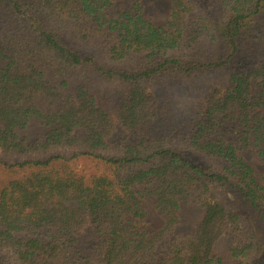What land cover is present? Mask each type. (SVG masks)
<instances>
[{
    "label": "trees",
    "instance_id": "obj_1",
    "mask_svg": "<svg viewBox=\"0 0 264 264\" xmlns=\"http://www.w3.org/2000/svg\"><path fill=\"white\" fill-rule=\"evenodd\" d=\"M127 1L0 0V168L21 172L0 190V264H264L258 236L229 199L254 208L264 227V177L237 155L250 148L264 160L256 112L264 58L237 59L252 34H264V0H171L164 27L145 19L141 0ZM211 72L224 74V89L209 88L185 142L220 172L165 146L152 128L160 117L152 90ZM92 77L127 87L115 107L135 143L111 142L115 126ZM116 144L118 155L104 154ZM79 158L97 171L74 172L68 164ZM209 184L221 189L218 202H201ZM147 198L164 222L150 234L132 225L146 218ZM183 204L204 213L181 233ZM227 226L244 239L226 249Z\"/></svg>",
    "mask_w": 264,
    "mask_h": 264
},
{
    "label": "rangeland",
    "instance_id": "obj_2",
    "mask_svg": "<svg viewBox=\"0 0 264 264\" xmlns=\"http://www.w3.org/2000/svg\"><path fill=\"white\" fill-rule=\"evenodd\" d=\"M115 4H122L125 7L129 6L127 0H112ZM143 4V15L146 20L151 22L155 26L164 27L169 20L171 0H141ZM259 30V28H258ZM264 58V34L260 30V34H252L250 45L241 47L238 60L242 62L244 66H251L258 63ZM87 76V74H86ZM91 82V93L96 99L102 104L107 114L112 118L115 126L114 136L111 142H116L124 137H127V143H135L138 140L136 133L132 130H125L121 127L118 119V112L116 111V102L121 99L127 93V87L116 78L108 80H100L97 77H92ZM69 82H73L68 78ZM226 77L221 72H211L204 76H196L190 80H185L181 84L167 87L164 89L159 88L156 91H151L154 97V107L160 117L155 120L154 126L160 135L164 137L165 146L170 147L174 150L183 152L185 158L189 159L194 164L201 166L204 170L210 171H221L220 162L214 161L213 159L207 158L203 154H197L187 149L185 142L188 134V122L192 120L199 111V107L202 105L205 97L207 96L210 87H217L221 91L224 89ZM97 103L99 104V102ZM165 108L168 116L162 117L160 109ZM256 112L264 119V110L256 109ZM165 114V113H164ZM123 144H116L111 148H116L104 151L105 155H118ZM237 155L248 164L253 174L263 184L262 178L264 177V160L259 158L257 154L250 148H241L237 150ZM76 172L77 174H89L97 171V166L93 160L86 158H79L68 164V167ZM21 176V172L18 171ZM13 170L0 168V190L10 179L15 178L18 175ZM222 191L219 186L213 184L208 185V192L201 198V202L211 203L218 202L222 199ZM229 199L235 202V210L245 214L247 217L250 227L254 230L255 235L258 236V250L259 253L264 248V227L263 222L260 219V215L254 208L247 206L240 198H235L229 195ZM145 206L148 214L146 218L141 221H133L135 229L142 233H153L157 232L164 226L163 218L154 207V201L151 198H147ZM200 204V203H198ZM193 206L183 204L181 207L182 212L179 214L187 224L184 226L185 229L181 231H191L197 227L202 214L204 213V206ZM226 228L231 229L230 236L227 237V242H223L225 248L228 245H236L238 242L244 239L240 229L235 227L227 226ZM233 230V231H232ZM222 251V249H221ZM239 262L247 263L245 260H239Z\"/></svg>",
    "mask_w": 264,
    "mask_h": 264
}]
</instances>
